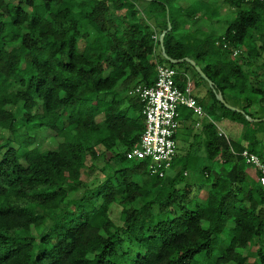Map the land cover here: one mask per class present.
Listing matches in <instances>:
<instances>
[{
	"label": "trees",
	"instance_id": "1",
	"mask_svg": "<svg viewBox=\"0 0 264 264\" xmlns=\"http://www.w3.org/2000/svg\"><path fill=\"white\" fill-rule=\"evenodd\" d=\"M35 1L0 0V131L9 135L0 141V264H264V186L231 151L264 153L257 138L264 134V58L260 75L242 69L264 52V1L220 0L235 9L222 34L189 28L178 36L182 19L194 24L204 11L201 2L191 9L145 0L140 9L138 0ZM164 30L167 56L193 59L243 112L221 104L189 63L162 56ZM241 47L245 54L231 57ZM160 64L206 86V99H198L207 115L201 130L218 169L201 170L203 202L186 182L195 163L189 152L174 158L169 179L126 157L143 131L144 105L136 94L119 96L117 87L153 85ZM220 119L244 124L242 139L219 133ZM43 129L60 138L55 149L35 146ZM106 151L102 176L67 199L82 184L86 156L94 161ZM253 243L255 254L244 253Z\"/></svg>",
	"mask_w": 264,
	"mask_h": 264
},
{
	"label": "built area",
	"instance_id": "2",
	"mask_svg": "<svg viewBox=\"0 0 264 264\" xmlns=\"http://www.w3.org/2000/svg\"><path fill=\"white\" fill-rule=\"evenodd\" d=\"M233 54H237V50ZM177 74L174 68L157 65L153 85H137L129 91L143 102L144 128L138 143L126 152V157L145 160L149 174L158 177L167 175L177 155L175 136L179 126V108L184 106L198 115L203 114L202 107L192 95L191 86L188 84L182 88L176 83ZM231 151L257 171L258 181L264 186V153L260 155L246 148L239 152L231 148Z\"/></svg>",
	"mask_w": 264,
	"mask_h": 264
},
{
	"label": "rangeland",
	"instance_id": "3",
	"mask_svg": "<svg viewBox=\"0 0 264 264\" xmlns=\"http://www.w3.org/2000/svg\"><path fill=\"white\" fill-rule=\"evenodd\" d=\"M35 2L38 3L39 0H36ZM189 3H191L190 4L191 9L195 8L197 6V3L193 2V0L189 1ZM138 5L140 6V9H141V3L138 2ZM227 9H228V11H227L228 13H232L233 9H231V8H227ZM122 13H123V11L117 12V14H122ZM220 19H221L222 24H224V20L226 18H224V16L220 15ZM189 26L190 25L186 26V28H183V30H184L183 32L187 31L189 29ZM256 42H257V44L259 43V41H256ZM79 44L82 46L83 41H80ZM15 88H18V87L15 86ZM127 91H128L127 89L122 88L121 86H119L117 88V92H118L119 96H122V95L126 96V94H128ZM202 95L204 96V90L203 89H202L201 96ZM204 98L206 99V97H204ZM98 119L100 120L101 116H99ZM199 121L203 126V123L205 122V120L203 121L200 119ZM214 123L216 125L218 132L223 134L225 137L230 138L232 140H236V141L240 140L241 132H240V129L238 127V126H240L239 123L230 121L228 119L216 120V121H214ZM201 127H196L195 124L192 122L189 124V123L182 121L180 128L178 130V138H177V148H178L177 154H178V156L186 155L189 152V155H191V159L193 161H195V163H193L191 165V167L188 169V173L186 175V182L189 183L192 187V189L190 191V196L198 202L204 201L206 194H207V189H208V185H205V184L201 185V183H202L201 170L204 167L211 165V164L214 165V169H218L217 161L210 162L207 159L206 150H205L206 139H205L204 133L201 130ZM260 135H262V133ZM7 136H9L7 131H0V141L2 139L6 138ZM40 137H43V139L40 142H38L37 144H35V146H39V149H55L58 142L60 141L59 137L54 135V133L52 131L46 130V129L42 130ZM263 137H264V134H263ZM263 140H264V138H263ZM261 147H262L261 144H259L258 149H261ZM111 153L112 152H110V151L103 152L94 161L91 160L89 155L86 156L85 166L81 170L82 184H81V186L77 192H74V193L69 192L67 199H70V198L74 199V198L81 197L82 194L84 193V190L88 187H91L92 184L94 183V181H96L97 177L102 176V174L99 172V170L107 162ZM246 170L249 171V173H248L249 177L253 178L252 167L247 166ZM171 175H172V173L168 172L166 175L167 179H169V177H171ZM36 210L38 213H42L41 209H36ZM120 211H121V208L118 205L113 204L111 206V210H110L111 216L114 219V221L118 224L121 223ZM48 224H50V220H47V225ZM32 232L37 238V233L35 232L34 229L32 230ZM222 237L223 238L228 237V234L226 231L224 232ZM256 246H257V244L253 243L251 245V247L248 248V250H244V253L250 252V256H253L255 254ZM121 249L123 251L130 250L129 253L131 256L134 254L133 249H130L126 245H124ZM124 264H127V262H124Z\"/></svg>",
	"mask_w": 264,
	"mask_h": 264
},
{
	"label": "crops",
	"instance_id": "4",
	"mask_svg": "<svg viewBox=\"0 0 264 264\" xmlns=\"http://www.w3.org/2000/svg\"><path fill=\"white\" fill-rule=\"evenodd\" d=\"M189 1H192V0H177V4L183 6V7H187V6H191L189 3ZM220 0H193V2H201V4H203L204 6V11L198 13V17L196 19V22L194 24H191L189 26L190 29H194V28H197L199 30H202V31H205V32H210V33H215V34H222L224 29L226 28L227 24L233 19L234 15H235V9H233L232 7L228 6V5H225V4H222L219 2ZM138 2L141 3V9H143L145 6H146V2L145 0H138L136 2V4L138 5ZM138 7L140 8V6L138 5ZM227 8H231L233 9L232 13H228V9ZM220 15L221 16H224V18H226L224 20V24H222L221 22V19H220ZM233 15V16H232ZM232 17V18H231ZM229 19V20H228ZM188 22H187V19H182V29L179 30L176 35H181L182 32H183V28H186V26H188ZM258 33H254V40L255 41H259L257 38H258ZM257 39V40H256ZM237 50V54H233L231 55V57L233 58H236V56L239 58V54L242 53V54H245V48L244 47H241L239 49H236ZM261 58H254L251 60L252 64L251 65H247L246 63H244L243 61V64H242V69L244 70H251L253 71L255 74H258L260 75L261 72L263 71V68L261 67V62H262V59L264 58V52L261 54L260 56ZM245 60V58H244ZM161 65V64H160ZM163 66H166V65H163ZM176 70V69H175ZM177 71V70H176ZM178 72V71H177ZM180 74L183 75V79H181L182 81V84L179 80H177V77L180 76ZM260 78V81H264L262 78V76H259ZM176 83L180 86V87H185L187 86L188 84L191 86L192 88V95L193 97L196 99L197 103L201 106L200 102L198 99L202 98V99H205L204 97H207L206 96V86L205 85H201L199 87H196L195 86V78L191 75L190 72H186V73H182V72H178L176 78ZM261 81V82H262ZM118 88V87H117ZM202 89L204 90V96L202 95L201 96V93H202ZM128 93H129V89H127ZM202 107V106H201ZM203 110V108H202ZM189 112H192V115L191 117H187V114ZM203 114L201 115H198L196 113L193 112L192 109H189L187 107H180L179 108V126H178V129H177V132H176V142H177V138H178V130L180 128V125L183 121V118L185 119L184 122L186 123H194L196 127H201L202 124L200 123V119L201 120H206L207 118V115L205 114L204 110L202 111ZM229 120V119H228ZM231 121V120H230ZM234 122V121H233ZM240 126L239 129H240V132H241V138L240 140L242 139L243 137V134L246 130V126L244 124H241L239 123ZM202 129V127H201ZM218 131V130H217ZM261 133L257 134V138L259 139L260 144L261 146L263 145L264 146V140H263V134L260 135ZM227 138V137H226ZM228 140H231V141H236V140H232L230 138H227ZM239 140V141H240ZM180 156H178V154L176 155V158L179 159ZM253 173L254 174V170L252 169ZM168 172H171L172 174L174 173V169L171 167V169L168 171ZM167 172V173H168ZM188 173V170L185 171V176L187 175ZM249 173V171H248Z\"/></svg>",
	"mask_w": 264,
	"mask_h": 264
},
{
	"label": "water",
	"instance_id": "5",
	"mask_svg": "<svg viewBox=\"0 0 264 264\" xmlns=\"http://www.w3.org/2000/svg\"><path fill=\"white\" fill-rule=\"evenodd\" d=\"M171 27V25L168 23V26H167V30H169ZM167 30H164L160 35H159V38H158V41H159V44H160V48H161V54L162 56L168 60L170 63L172 64H176V63H181V62H187L189 63L193 68L194 70L197 72V74L204 80L207 82L209 88L215 93V96H216V99L221 103L223 104L227 109L229 110H232V111H238V112H243L241 109L239 108H236L230 104H228L225 99L223 98V95L222 93L216 89L214 83L206 76V74L202 71V69L200 68V66H198L196 64V62L189 58V57H183V58H179V59H173V58H170L167 56L165 50H164V47H163V38H164V35L165 33L167 32ZM246 118L250 121H259L260 119L258 118H251L250 116H246ZM262 120H264V117L262 118Z\"/></svg>",
	"mask_w": 264,
	"mask_h": 264
}]
</instances>
